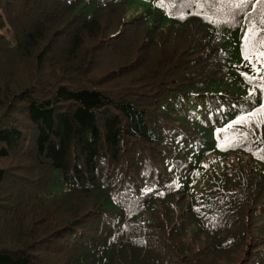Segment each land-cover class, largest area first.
<instances>
[{
	"label": "trees",
	"instance_id": "obj_1",
	"mask_svg": "<svg viewBox=\"0 0 264 264\" xmlns=\"http://www.w3.org/2000/svg\"><path fill=\"white\" fill-rule=\"evenodd\" d=\"M260 53L261 0H0V264H264Z\"/></svg>",
	"mask_w": 264,
	"mask_h": 264
},
{
	"label": "rangeland",
	"instance_id": "obj_2",
	"mask_svg": "<svg viewBox=\"0 0 264 264\" xmlns=\"http://www.w3.org/2000/svg\"><path fill=\"white\" fill-rule=\"evenodd\" d=\"M112 12H104L100 15L101 21L107 25V28L105 29L106 32V40H110L111 35L115 32V27L112 26L113 24V16L111 15ZM128 31H130V28L127 27L126 32L128 33ZM142 32V31H140ZM92 40H90L89 42H91ZM92 43L95 42H91L90 46H92ZM97 45V51H94L93 54H97V55H93V58L91 59V62L94 64L92 65L93 67H95V71L94 74H90L89 76L91 78L95 79H99L102 76H104L105 74H108L114 70H117L119 68H122L123 66H125L126 64L132 62V59L134 58L133 54H126L124 52H114L111 51L110 48L112 47V43H100V44H96ZM87 44H85L84 48H87ZM130 46V45H129ZM86 51L82 50L79 52V56L78 58H82L85 55ZM52 54V53H51ZM51 54H49V57H51ZM153 53L151 52V50H147L146 52H144L143 57L141 59V64L143 65V69L150 67V63H149V59L152 57ZM18 64L22 65V64H26V60H19L16 61ZM3 65V66H2ZM2 65L0 66V70L3 71L4 67H5V74L8 72L7 70H9V66H11L10 61H5L2 62ZM149 70V68H148ZM8 80V79H6ZM11 82V80H9ZM54 247L58 246L59 243L58 241H53L52 243ZM44 261L48 262V264H55L54 260L50 257V255H48V258L46 259V257L43 255V253L41 252L39 255Z\"/></svg>",
	"mask_w": 264,
	"mask_h": 264
},
{
	"label": "snow or ice",
	"instance_id": "obj_3",
	"mask_svg": "<svg viewBox=\"0 0 264 264\" xmlns=\"http://www.w3.org/2000/svg\"><path fill=\"white\" fill-rule=\"evenodd\" d=\"M261 2H264V0H261ZM249 35H250V33H249ZM247 39H248V37L247 36H245V40L247 41ZM261 57H264V53H260L259 54ZM246 59H249L248 57H245ZM257 71H258V69H257ZM261 109H264V105H262L261 106ZM253 114H255V113H253Z\"/></svg>",
	"mask_w": 264,
	"mask_h": 264
}]
</instances>
